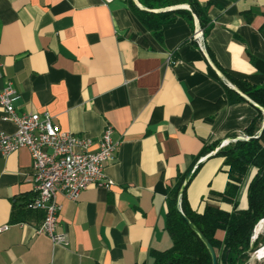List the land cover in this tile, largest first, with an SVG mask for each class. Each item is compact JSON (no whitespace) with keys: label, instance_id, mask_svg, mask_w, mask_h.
Here are the masks:
<instances>
[{"label":"crops","instance_id":"obj_1","mask_svg":"<svg viewBox=\"0 0 264 264\" xmlns=\"http://www.w3.org/2000/svg\"><path fill=\"white\" fill-rule=\"evenodd\" d=\"M196 1L209 3L206 33L194 39L193 23L176 15L158 41L124 0H0V87L16 91V112L46 111L92 149L109 125L116 142L107 187L74 200L56 193L57 242L37 232L42 212L21 206L32 196L28 150L0 153V264H150V249L170 245L165 196L175 175L199 163L185 190L195 211L208 190H223L222 158L197 155L247 136L259 111L228 103L223 85L235 86L221 69L253 74L248 55L264 60V0ZM14 130L0 119V131ZM242 182L237 208L246 207Z\"/></svg>","mask_w":264,"mask_h":264},{"label":"trees","instance_id":"obj_2","mask_svg":"<svg viewBox=\"0 0 264 264\" xmlns=\"http://www.w3.org/2000/svg\"><path fill=\"white\" fill-rule=\"evenodd\" d=\"M124 1L130 13L158 41L161 39L162 26L171 22L176 15L182 16L192 29V18L188 10L150 11L175 4L187 3L195 13L203 34L207 31L206 11L209 3L201 6L196 0H137L145 8L140 9L132 0ZM247 60L255 68V73L243 74L229 69H221V72L238 91L264 108V60L252 55H248ZM223 86L228 103L244 100L234 90ZM262 117L258 111L245 128L246 135H253L258 131ZM218 143L219 141H215L203 147L197 156L205 155ZM214 155L222 158V170L226 174L223 190H208L201 211L189 207L185 190L198 164L179 195V208L207 239L215 253L217 264H242L248 253L264 244V235L261 233L250 242L255 225L264 219V129L256 139L230 141ZM249 168L253 169V174L246 182V207L237 208L239 185ZM185 174L186 172L177 173L172 185L166 188L164 229L170 238V245L162 250L150 249V264H210L206 247L176 209L177 196ZM29 199L26 198L21 204L26 210H31L26 207ZM220 202L229 204L231 209L227 211L220 208ZM218 232L222 233L221 237L217 235ZM226 251L227 255L224 257Z\"/></svg>","mask_w":264,"mask_h":264},{"label":"built area","instance_id":"obj_3","mask_svg":"<svg viewBox=\"0 0 264 264\" xmlns=\"http://www.w3.org/2000/svg\"><path fill=\"white\" fill-rule=\"evenodd\" d=\"M17 98L9 82L0 87V119L15 127L12 133L0 131V153L6 155L19 148L28 150L32 196L26 207L42 212L37 232L45 233L57 242L61 237L55 232L56 193L74 200L88 186L107 187L110 181L104 175V166L113 159L116 142L112 140L111 126L107 125L92 149L93 142L89 137L60 130L46 111L17 113L14 106ZM228 142L224 139L218 147ZM6 227L1 226L0 231ZM253 240L251 234L250 242Z\"/></svg>","mask_w":264,"mask_h":264},{"label":"water","instance_id":"obj_4","mask_svg":"<svg viewBox=\"0 0 264 264\" xmlns=\"http://www.w3.org/2000/svg\"><path fill=\"white\" fill-rule=\"evenodd\" d=\"M133 3L140 9H145L143 8L137 0H132ZM175 9H185V10H188L190 15H191V18H192V23H193V34H192V37L194 39H199L201 37V28L199 26V22H198V19L195 15V13L192 11V9L190 8V6L187 4V3H180V4H175V5H171V6H167V7H164V8H159V9H151L150 11L152 12H159V11H167V10H175ZM216 72V71H215ZM232 90H234L237 94H239L241 97H243L244 100H247V101H250L253 106L258 109L262 116H263V120L260 124V127L258 129V131L253 134V135H247V136H235V137H230L228 138L227 140L229 141H235V140H253V139H256L258 137V135L261 133V131L264 129V108L257 105L256 103H254L253 101H251L247 96H245L244 94H242L240 91H238L237 89L235 88H230ZM219 149L218 147V144L215 146L214 149H212L210 151V153L208 154H214L217 150ZM209 156V155H207ZM199 163L197 162L196 163V166L198 165ZM195 166V167H196ZM194 169H189L185 176H184V179H183V182L180 186V189H179V193H178V196H177V202H176V209H177V212L179 214V216L182 218V220L186 223V225L198 236V238L200 239V241L204 244V246L206 247L209 255H210V264H217L216 262V256H215V253L211 247V245L209 244V242L207 241V239L200 233V231L191 223V221H189V219L187 217H185L183 215V213L181 212L180 208H179V201H178V198H179V195L180 193L183 191L184 187H185V184L188 180V178L190 177L191 173L193 172ZM255 251V250H254ZM252 251V252H254ZM251 252V253H252ZM227 255V251L225 252L224 254V257H226Z\"/></svg>","mask_w":264,"mask_h":264},{"label":"bare ground","instance_id":"obj_5","mask_svg":"<svg viewBox=\"0 0 264 264\" xmlns=\"http://www.w3.org/2000/svg\"><path fill=\"white\" fill-rule=\"evenodd\" d=\"M264 219L260 220L253 229V238L261 231L263 227ZM251 257L254 260L263 261L264 262V244L260 245V247L251 254Z\"/></svg>","mask_w":264,"mask_h":264},{"label":"rangeland","instance_id":"obj_6","mask_svg":"<svg viewBox=\"0 0 264 264\" xmlns=\"http://www.w3.org/2000/svg\"><path fill=\"white\" fill-rule=\"evenodd\" d=\"M249 171H247V173H246V175H245V178L243 179V182H242V186H246V181H247V179H249L250 177H249ZM245 184V185H244ZM242 186H240V187H242ZM243 188V187H242ZM208 192V191H207ZM246 192V191H245ZM244 197H245V195H244ZM237 205H241L240 203H239V201H240V199H239V189H238V192H237ZM242 201H243V198H242ZM241 201V202H242ZM202 205H203V203H202ZM259 233H261L262 235H264V223H263V227H262V229H261V231L259 232ZM251 254L252 253H248V255H247V259L242 263V264H264V262L263 261H258V260H254L252 257H251Z\"/></svg>","mask_w":264,"mask_h":264}]
</instances>
